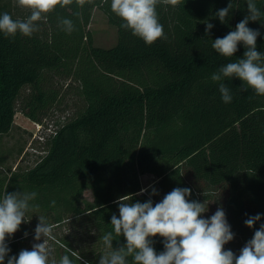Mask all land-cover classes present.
<instances>
[{
	"label": "trees",
	"instance_id": "obj_1",
	"mask_svg": "<svg viewBox=\"0 0 264 264\" xmlns=\"http://www.w3.org/2000/svg\"><path fill=\"white\" fill-rule=\"evenodd\" d=\"M229 2V15L221 23L215 13ZM255 2L264 16V0ZM110 4L93 0L82 8L75 3L57 6L36 22L38 31L31 37L17 33L6 38L0 32V136L11 131L26 86L32 92L22 111L44 124L42 116L57 97L44 88L49 73L76 80L85 101L75 117L48 134L45 154L32 168L0 170V198L6 192L37 193L30 205L38 207L26 213V222L7 240L9 255L26 249L24 239L34 232L38 216L48 223L50 218L61 223L69 216H86L101 237L113 231L111 217L119 216V197L131 196L133 203L151 198L153 204L163 199L139 194L140 177L146 173L159 178L161 191L190 188V200L223 207L235 234L224 247L239 255L264 224V96L242 91L239 78H225L232 95L225 104L210 77L243 58L242 44L234 56L224 57L212 43L248 14L247 0H181L176 7L160 3L156 10L164 37L151 45L121 28L123 21ZM11 5L0 0V15L7 12L21 21L30 16L12 13ZM95 9L117 27L116 45L94 44L89 25ZM61 18L73 22L71 34L59 26ZM206 22L214 25L208 35ZM261 23L264 18L249 21L248 27L261 33L257 51L264 55ZM88 189L92 201L85 197ZM256 214L261 219L247 227L244 221ZM113 235L114 249L126 243L123 236ZM153 239L157 253L163 251L162 238ZM64 244L73 250L69 241ZM80 255L77 264H99Z\"/></svg>",
	"mask_w": 264,
	"mask_h": 264
},
{
	"label": "clouds",
	"instance_id": "obj_2",
	"mask_svg": "<svg viewBox=\"0 0 264 264\" xmlns=\"http://www.w3.org/2000/svg\"><path fill=\"white\" fill-rule=\"evenodd\" d=\"M108 0H102L107 3ZM83 7L93 0H17L18 6L30 10L26 20H14L7 12L0 15V32L7 37H15L17 33L31 37L38 31L36 22L46 18L57 6L63 8L71 4ZM163 3L173 7L181 0H111V11L123 21L121 28L131 30L132 35L139 37L146 45H151L164 37L163 25L159 22L157 5ZM231 3L218 10L215 15L221 23H225L229 15ZM247 15L223 38H216L212 48L221 56L232 57L238 46L246 49L243 58L229 62L218 72L211 75V80L218 83L222 101L227 104L232 100L230 89L225 78H239L243 84L242 91L252 89L256 95L264 96V55L257 51L258 30L248 27L249 21H261V11L255 0H247ZM79 15V13H77ZM205 34L208 35L214 25L206 22ZM264 26V23H261ZM59 26L68 34L75 30L70 19L61 18ZM148 189L142 188L139 194ZM190 188L176 187L165 194L163 199L153 204L151 198L145 202H129L131 196L119 197L117 201L119 216L113 214L111 225L113 231L102 236L106 251L100 256L99 264H264V224L254 232L253 237L240 249L239 255L225 245L234 239L235 234L227 221L223 207H218L209 218L203 213L208 208L203 203L190 200ZM158 195L152 188L149 196ZM37 196L32 192H6L0 198V264H75L83 258L77 252L56 239V225L47 222L44 216H38L39 222L34 230V242L31 250L22 249L18 255H9L11 249L7 240L26 222L28 211L38 207L30 205ZM53 206L55 201L52 202ZM261 214L249 216L245 225L253 228ZM123 236L126 243L114 249V235ZM27 237L28 233L25 232ZM155 237L162 238L164 250L157 253L154 248ZM42 241V242H40ZM49 241L63 248V255L57 262L53 258V248ZM71 257V258H70ZM74 258V259H73ZM83 264H88L84 261Z\"/></svg>",
	"mask_w": 264,
	"mask_h": 264
},
{
	"label": "rangeland",
	"instance_id": "obj_3",
	"mask_svg": "<svg viewBox=\"0 0 264 264\" xmlns=\"http://www.w3.org/2000/svg\"><path fill=\"white\" fill-rule=\"evenodd\" d=\"M10 2L13 6L12 13L27 14L29 9L18 6L17 0H2ZM15 6H14V5ZM18 7V9H17ZM92 32L94 44L101 47H112L118 42L117 27L111 24L108 17L101 9H95L89 25ZM44 88L54 90L57 94L56 100L49 102L46 115L42 116L44 124L37 123L30 119L22 111L24 100L30 95V86L23 88L16 107L15 123L11 131L0 136V170L7 171L32 168L45 154V138L52 132L60 122L68 121L75 117L85 106V101L80 93L79 83L74 79H69L63 73H49L45 79ZM25 108V107H24ZM141 189H148L145 193H150L155 188L158 194L164 196L166 191H161L159 178L155 174L146 173L141 175ZM161 189V190H160ZM85 197L89 201L93 200L91 190L85 191ZM208 210L203 213L204 218H209L215 213L218 206L212 201L206 204ZM50 224L56 225L54 236L62 243L69 241L73 250L79 254L83 253L89 260L98 261L100 256L106 251L100 236V231L93 226L86 216H69L61 223H57L50 218ZM34 232L24 239L25 248L31 250L34 241ZM42 242V241H40ZM53 248V258L58 262L65 255L63 248L54 242L49 241ZM227 245V244H226ZM225 245V246H226ZM75 264H77L75 262Z\"/></svg>",
	"mask_w": 264,
	"mask_h": 264
}]
</instances>
